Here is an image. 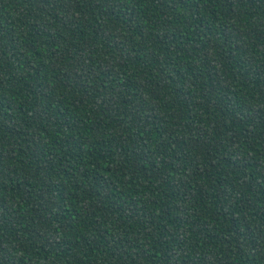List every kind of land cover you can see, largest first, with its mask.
<instances>
[{
	"label": "trees",
	"instance_id": "trees-1",
	"mask_svg": "<svg viewBox=\"0 0 264 264\" xmlns=\"http://www.w3.org/2000/svg\"><path fill=\"white\" fill-rule=\"evenodd\" d=\"M0 264H264V0H0Z\"/></svg>",
	"mask_w": 264,
	"mask_h": 264
}]
</instances>
